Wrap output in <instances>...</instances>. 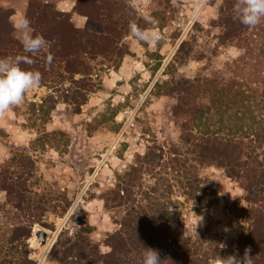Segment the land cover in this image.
I'll list each match as a JSON object with an SVG mask.
<instances>
[{"label":"rangeland","instance_id":"obj_1","mask_svg":"<svg viewBox=\"0 0 264 264\" xmlns=\"http://www.w3.org/2000/svg\"><path fill=\"white\" fill-rule=\"evenodd\" d=\"M123 1L127 27L120 35L123 38L118 53L111 58L83 59L91 75L72 77L64 73L62 82L30 91L15 112L11 110L0 119V130L7 134L0 141V164L17 156L29 167L33 161L36 175L28 182V195L43 190L57 211L66 199L70 201L63 215L47 212L43 222L32 225L25 247L9 243L12 224L20 219V213L5 204V193L0 191V264H20L26 250L36 264H59L56 257L61 248L55 246L59 235L62 239L72 236L81 220L93 227L88 236L99 244L100 252H108L102 241L118 227L115 220L124 210L112 207L111 202L106 206L103 194L115 188L123 171L151 147L162 154L165 165L162 170L143 175L141 188L134 189L137 201L148 203L145 192L162 200L179 215L174 236L181 233L197 252L208 251L211 262L219 257L239 259L248 249L241 244L240 236L250 232V209L237 179L214 164H194L197 181L181 169L176 172L177 166L172 168L183 155L173 154L172 148H179L180 126L186 117L175 116L179 95L169 94L166 84L175 79L180 84L189 81L200 85L209 92H204V98L199 93L196 100L210 106L215 100L209 94L229 89L234 80L251 87L260 85L254 81L256 68L251 66L258 60L247 59L245 49L226 38L221 26L222 17H228L236 0H208L198 13L190 0ZM0 6L17 12L18 8H27L28 1L0 0ZM70 15L75 27L86 26H77L75 17L79 14ZM145 17L155 22L146 23ZM132 22L155 31L161 37L159 43L149 46L134 39L129 32ZM13 35L16 37L14 30ZM183 41L189 46L182 59L176 54ZM76 90L79 100L84 96L83 104L71 99ZM213 111L211 108L206 116L213 118ZM244 142L248 145V139ZM198 182L206 190L215 191L208 206L202 207L192 198L188 184ZM152 187L158 191L153 192ZM39 230L47 233L44 244L36 236ZM83 262L81 258L66 260V264Z\"/></svg>","mask_w":264,"mask_h":264},{"label":"trees","instance_id":"obj_2","mask_svg":"<svg viewBox=\"0 0 264 264\" xmlns=\"http://www.w3.org/2000/svg\"><path fill=\"white\" fill-rule=\"evenodd\" d=\"M27 1L24 16L31 22L33 35H42L50 42L53 60L49 64L44 53L33 57L24 52L20 41L13 35L11 16L15 11L2 6L0 58L20 56L32 60V64L22 63L21 67L39 71L42 74L41 86L62 82L64 73L72 77L75 74L91 75V69L83 59L111 58L120 50L119 43L123 38L120 35L124 34L127 27L123 0H75L72 12L86 17V26L82 28L73 25L70 13L58 10L56 3L59 0ZM229 10L228 17L220 15L221 26L228 36L226 38L236 40L238 46L245 49L247 59L258 60L251 66L256 68L254 81L260 85L251 87L249 84L244 85L243 81L237 84L234 80V84L228 86L229 89L209 94L215 100L210 106L196 100L199 93L204 98L202 95L209 90L203 91L202 86L189 81L184 84L175 79L168 81V93L176 92L179 95L175 116L186 117L180 126L182 133L179 148H172L173 154L183 155L172 168L177 166L174 169L176 172L181 169L197 181L194 164H214L224 168L229 177L237 179L249 205L251 221L248 235L240 236L241 244L250 249L248 254L252 264H264V22L254 28H247L235 18L233 8ZM250 30L253 31L251 34ZM188 46V41L181 42L176 56L183 59ZM81 85L85 87V84ZM71 99L80 104L85 101L84 96L79 100L77 90ZM211 108L215 115L210 119L206 114H209ZM13 110L16 111L15 108ZM213 127L217 129L213 131ZM4 136L7 134L0 130V141ZM244 139H248V145ZM26 158L29 163L30 158ZM162 159V154H157L151 147L144 155L137 156L135 162L123 171L115 188L103 194L106 206H110L111 202L112 207L119 206L124 210L120 218L115 220L118 227L102 241L109 251L100 252L99 244L93 243L88 236L93 227L81 220L79 229L72 236L62 239V234L59 235L55 244L61 248L56 257L59 264H66V260L71 258L83 259L81 264H142L143 247L156 250L162 264H211L208 251L197 252L181 233L174 236V225L180 221L176 212L170 211L162 200L149 196L147 192L146 205L140 204L135 197L134 189L141 188L143 175L152 174L157 168L162 170L165 165ZM23 162L25 160L17 156L0 164V191L5 193V204L12 205L20 213V219L12 224L9 243L17 242L26 247L25 240L31 236L32 225L43 222L47 212L63 215L70 201L66 199L63 207L57 211L56 205H52L43 190L28 195V182L36 175L35 166L33 161L30 167ZM188 188L192 192L191 197L202 207L208 206L213 200L215 191L206 190L199 182L189 183ZM151 189L153 192L158 191L155 187ZM27 253V250L24 251L26 257L20 264H36L35 260L27 257ZM244 254L245 250L239 257L241 262Z\"/></svg>","mask_w":264,"mask_h":264},{"label":"clouds","instance_id":"obj_3","mask_svg":"<svg viewBox=\"0 0 264 264\" xmlns=\"http://www.w3.org/2000/svg\"><path fill=\"white\" fill-rule=\"evenodd\" d=\"M190 3L198 13L208 4V0H190ZM233 13L240 24L254 28L264 22V0H236ZM145 21L155 22L151 17H145ZM14 28L20 33V43L25 53L33 57L44 53L46 61L51 64L53 56L50 52V42L42 35H33L31 22L26 16L20 18ZM129 32L134 39L149 46H155L161 39L155 31L141 28L135 22L129 24ZM22 63L32 64L33 61L20 56L0 58V119L15 107L22 105L27 93L41 86L42 74L39 71L25 70L21 67ZM143 248L142 264H162L156 250ZM249 251L250 249L245 250L242 262L235 256H229L224 259L219 257L211 264H252Z\"/></svg>","mask_w":264,"mask_h":264},{"label":"crops","instance_id":"obj_4","mask_svg":"<svg viewBox=\"0 0 264 264\" xmlns=\"http://www.w3.org/2000/svg\"><path fill=\"white\" fill-rule=\"evenodd\" d=\"M57 8L62 11V12H66V13H71L73 10V7L75 5L74 0H59L56 3ZM26 7L23 6L21 8H18L17 12L15 10V14L11 17V23L14 27L15 23L22 17H24V13H25ZM76 22H77V26L82 27L83 25H85L86 23V17L84 16H78L76 15L75 17ZM14 31L16 33V38L20 41V33L18 31L15 30Z\"/></svg>","mask_w":264,"mask_h":264},{"label":"water","instance_id":"obj_5","mask_svg":"<svg viewBox=\"0 0 264 264\" xmlns=\"http://www.w3.org/2000/svg\"><path fill=\"white\" fill-rule=\"evenodd\" d=\"M36 236L41 238L42 244L46 243L47 233L45 231L43 230L37 231Z\"/></svg>","mask_w":264,"mask_h":264},{"label":"bare ground","instance_id":"obj_6","mask_svg":"<svg viewBox=\"0 0 264 264\" xmlns=\"http://www.w3.org/2000/svg\"><path fill=\"white\" fill-rule=\"evenodd\" d=\"M45 249V248H44Z\"/></svg>","mask_w":264,"mask_h":264}]
</instances>
